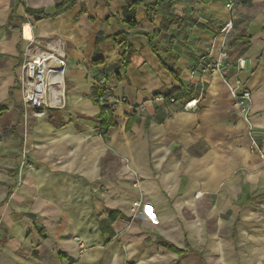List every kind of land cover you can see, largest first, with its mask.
<instances>
[{"label":"crops","instance_id":"1","mask_svg":"<svg viewBox=\"0 0 264 264\" xmlns=\"http://www.w3.org/2000/svg\"><path fill=\"white\" fill-rule=\"evenodd\" d=\"M127 1L46 19L28 10L57 0H0V264H264V0H144L159 12L138 6L137 28L180 80L142 36L117 67ZM29 36L67 43V105L40 118L18 81ZM228 83L252 92L249 122ZM103 84L107 140L91 99Z\"/></svg>","mask_w":264,"mask_h":264},{"label":"built area","instance_id":"2","mask_svg":"<svg viewBox=\"0 0 264 264\" xmlns=\"http://www.w3.org/2000/svg\"><path fill=\"white\" fill-rule=\"evenodd\" d=\"M240 0H227L226 8L232 10ZM232 22L225 25L223 33H230ZM25 47L19 68L18 81L23 103L35 118L44 117L50 110L64 109L67 105L65 72L67 69V43L61 37L38 39L24 37ZM212 69L211 66L208 67ZM216 70L219 69L217 65ZM103 101L113 104L110 89L103 84ZM228 87L235 99V106L244 119L249 122L252 108V92L248 89ZM253 140V138H252ZM252 146L256 143L253 140ZM138 206V204H136Z\"/></svg>","mask_w":264,"mask_h":264},{"label":"trees","instance_id":"3","mask_svg":"<svg viewBox=\"0 0 264 264\" xmlns=\"http://www.w3.org/2000/svg\"><path fill=\"white\" fill-rule=\"evenodd\" d=\"M78 1L79 0H57L55 8H54V12L52 14H45L44 12H35V11H30V10H28V13L40 14L41 16H43V18H46V19L54 18V17L60 16L66 13L67 11H69L71 8L75 6V4ZM138 6H144L147 9L150 20H153V18L159 12V10L156 7L155 2H147L144 0H128L127 1V8L129 12H131V16L128 22L123 24L120 31L113 37V40L117 45L123 46L126 48V53L123 56L120 64L117 65V67L120 68L121 66L126 65L130 61L131 48L129 44V39L133 36H142L147 39L152 52L154 53L155 56L158 57L162 66L166 70H168L176 80H180V71L176 69L174 70L173 68L169 67L168 64L162 58V49H161L160 39L158 35H156L155 33L143 31L137 28V24L135 21V10ZM176 93L177 91H173L170 93L162 92L159 95H162L166 101L170 102L172 99L175 100ZM103 97H104L103 90H100V89L93 90L91 99L96 105H99L101 109V113L98 116V120L101 123L100 133H101V136L105 140H107L109 129L112 127H116V124L113 119V113L110 108V105H108L107 103L103 101ZM130 125H131V122L128 124V127H127L128 130L130 129ZM162 244L169 250L182 254V251H180L178 248H176L172 244L170 243H162Z\"/></svg>","mask_w":264,"mask_h":264},{"label":"rangeland","instance_id":"4","mask_svg":"<svg viewBox=\"0 0 264 264\" xmlns=\"http://www.w3.org/2000/svg\"><path fill=\"white\" fill-rule=\"evenodd\" d=\"M195 197H199V193H197Z\"/></svg>","mask_w":264,"mask_h":264},{"label":"bare ground","instance_id":"5","mask_svg":"<svg viewBox=\"0 0 264 264\" xmlns=\"http://www.w3.org/2000/svg\"><path fill=\"white\" fill-rule=\"evenodd\" d=\"M30 34V33H29Z\"/></svg>","mask_w":264,"mask_h":264}]
</instances>
